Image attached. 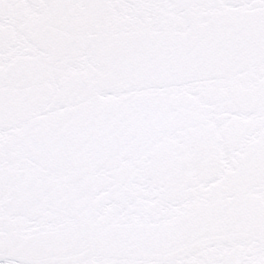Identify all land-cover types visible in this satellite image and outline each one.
Instances as JSON below:
<instances>
[{
  "label": "snow or ice",
  "instance_id": "snow-or-ice-1",
  "mask_svg": "<svg viewBox=\"0 0 264 264\" xmlns=\"http://www.w3.org/2000/svg\"><path fill=\"white\" fill-rule=\"evenodd\" d=\"M0 264H264V0H0Z\"/></svg>",
  "mask_w": 264,
  "mask_h": 264
}]
</instances>
